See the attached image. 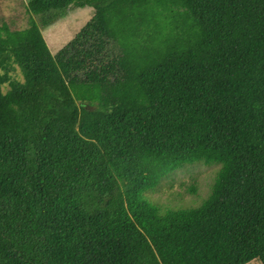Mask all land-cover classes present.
Here are the masks:
<instances>
[{
	"label": "trees",
	"instance_id": "16d2710c",
	"mask_svg": "<svg viewBox=\"0 0 264 264\" xmlns=\"http://www.w3.org/2000/svg\"><path fill=\"white\" fill-rule=\"evenodd\" d=\"M27 9L0 26V264H264V0ZM196 164L219 167L199 206L148 198Z\"/></svg>",
	"mask_w": 264,
	"mask_h": 264
},
{
	"label": "rangeland",
	"instance_id": "374dc122",
	"mask_svg": "<svg viewBox=\"0 0 264 264\" xmlns=\"http://www.w3.org/2000/svg\"><path fill=\"white\" fill-rule=\"evenodd\" d=\"M31 14L27 9V0H0V26L6 24L9 29H23L28 26ZM92 16V7H72L55 23L45 26L42 34L51 53H56L76 32L82 28ZM17 79H22L18 70L14 73ZM8 85L3 91L8 90ZM218 165L196 164L177 171L173 178L164 180L161 185L147 194L148 198L162 207L199 206L210 193L218 172ZM194 184L197 192H190ZM247 264H261L253 260Z\"/></svg>",
	"mask_w": 264,
	"mask_h": 264
}]
</instances>
